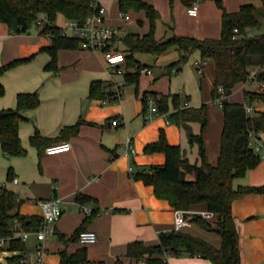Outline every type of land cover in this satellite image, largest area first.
I'll list each match as a JSON object with an SVG mask.
<instances>
[{"label": "crops", "instance_id": "crops-1", "mask_svg": "<svg viewBox=\"0 0 264 264\" xmlns=\"http://www.w3.org/2000/svg\"><path fill=\"white\" fill-rule=\"evenodd\" d=\"M95 1L107 9L108 22L122 25L126 34L142 36L149 31L145 13H130L131 21L123 24L119 0ZM144 1L153 4L161 14L156 28L159 40L174 33L198 39L221 37L223 11L216 0H192L189 5L183 0H174L173 8L170 0ZM249 2L255 4V0H223L230 12L238 11ZM195 3H199V10L192 14L189 10ZM249 34L259 33H253L251 29ZM48 46H51V40L37 26L18 34L0 22V66L36 55L31 61L0 75V83L6 89L0 98V111L15 108L19 93L38 91L42 100L37 108L25 112L28 120L20 123L19 134L27 155L8 156L0 144V183L7 182L8 170L13 168L18 183L12 182L9 187L22 201L19 211L24 216L42 218L41 201L61 200L63 213L55 224L56 234L45 242L47 264H60L62 251L73 254L83 247L87 248L90 264H140L128 257V245L135 241L158 244L161 233L174 230L175 208L169 201L157 198L153 186L135 180L130 168L165 164L164 153L145 152L148 144L159 140L161 130L165 131L170 144L180 146L183 158L201 164L199 143L192 138L200 134L201 123L173 121L172 99L169 100V112H159L149 118L151 110L145 108V96L149 94L157 100L162 95L181 94L183 98L190 97L189 106L199 108L208 104L205 141L210 162L216 165L221 151L224 113L213 98L215 62L202 59L196 51L186 65L167 76L166 67L180 59V52L172 48L163 55H152L155 65L136 57L138 65L152 72L141 73L138 84H126L125 74L136 72L137 67H128L126 62L121 66L125 73L118 74L100 51L60 50L59 70H47L51 56L40 50ZM139 54L142 53L136 55ZM200 66L202 72L196 71ZM97 80L111 83V89L120 91L121 98L117 101L90 100V85ZM261 84L257 79L252 85L240 84L228 100L247 104L245 92H261ZM254 104L256 110H264V103ZM81 117L85 121L77 135L46 147L69 142V151L47 154L45 149L40 154L31 144L36 128L44 137L54 139L60 137L63 128L74 125ZM114 120H119V124L114 125ZM258 138L264 141V132L259 133ZM129 143L135 149L132 155L126 153ZM260 156L261 163L245 177L237 179L236 188L264 186V151ZM186 177L195 180L196 174L189 172ZM79 194L87 195L93 201L82 205L77 201ZM84 207L99 210L85 226L98 234V242L92 245L69 241L88 217L83 212ZM232 210L240 233L241 264H264V195H245L233 202ZM197 226L193 223L186 230L193 234L202 231L203 238L209 241L217 233L202 228L195 230ZM31 236L34 252L38 240L34 234ZM29 261L34 262L31 258ZM168 264L213 263L184 253L180 257L169 255Z\"/></svg>", "mask_w": 264, "mask_h": 264}, {"label": "trees", "instance_id": "trees-1", "mask_svg": "<svg viewBox=\"0 0 264 264\" xmlns=\"http://www.w3.org/2000/svg\"><path fill=\"white\" fill-rule=\"evenodd\" d=\"M186 5L192 0H183ZM261 5L249 2L241 6L236 12L226 9L223 0H216L223 11L222 34L220 38L198 39L173 34L169 38L157 39V21L161 18L159 10L144 0H119L120 11L127 13H145L149 22V31L144 35L128 33L122 39V51L127 58L128 67H137L136 72L125 74L126 84H138L141 69L136 54L147 53L163 55L170 49L176 48L180 52L179 61L166 67V75L172 76L179 66L186 65L190 57L199 51L202 59H212L215 62V78L213 98L221 96L220 88L224 89L225 98L222 110L224 113V128L221 138V151L218 163L213 165L208 156L205 134L209 124V106L203 104L196 108L189 106V96L181 94L162 95L157 99L160 113L170 111L169 100L175 112L171 114L173 121H197L202 125L201 132L192 138L199 143L201 164H193L183 158L180 146L168 142L166 133L161 130L158 141L145 147L146 153L162 152L166 155L163 165L138 166L133 168L132 176L135 180L143 181L154 187L157 198L167 200L176 209H189L204 206L217 213L215 221L210 222L195 218L193 222L202 229L217 232L222 243L219 247L211 241L197 236L190 231H168L160 234L159 243L146 245L135 241L128 245V257L137 262L144 260L146 264H168L165 256L180 257L186 253L191 257L207 259L213 264H241L240 233L233 214V202L248 194H263L264 186H239L234 183L256 168L262 161L261 156L251 147V134L258 135L264 132V110H256L248 114L246 104L230 102L228 98L235 88L246 83L256 68L257 80L264 83V31L257 35H250L251 29L264 28V0ZM95 0H0V22L5 23L14 33H27L38 22L44 23L42 34L50 33L53 38L51 46L43 47L40 52H47L51 56L47 70L58 71V53L63 49L80 48V40L63 34L57 21L59 16L67 20L85 24L87 18L95 12ZM173 8L174 0H170ZM139 24H143L139 21ZM238 30L236 32L235 30ZM36 55L29 58L14 60L0 66V75L9 70L31 61ZM199 71V69H196ZM112 84L102 80L93 81L89 89L90 100L117 101L119 96L112 89ZM6 89L0 83V98ZM154 95V94H153ZM157 96V94H155ZM247 104L254 102L264 103V90L261 92L246 91ZM149 94L145 96V108L148 105ZM42 100L38 91L24 92L17 95L15 108L0 111V144L8 156L23 157L27 150L22 144L19 134L20 123L28 120L25 112L37 108ZM81 117L74 125L66 126L60 131V137H44L36 128L30 141L39 153L46 147L61 139H69L77 135L84 123ZM195 173V180H188L187 173ZM15 179L13 168L8 170L7 182L0 183V239L13 236L12 227L16 222L22 224L27 231L37 230L43 218L24 216L19 208L22 201L18 200L17 193L9 187ZM77 201L85 205L93 198L79 194ZM99 210H93L92 216L87 217L84 224L69 239L79 241L80 232L86 229L97 215ZM10 251L12 256L7 257L8 264H30L26 261L28 245L21 238H11L0 252ZM60 264H90L86 247L75 253L61 252Z\"/></svg>", "mask_w": 264, "mask_h": 264}, {"label": "built area", "instance_id": "built-area-1", "mask_svg": "<svg viewBox=\"0 0 264 264\" xmlns=\"http://www.w3.org/2000/svg\"><path fill=\"white\" fill-rule=\"evenodd\" d=\"M95 12L89 16L85 24L81 25L78 21L68 20L67 26H61L63 34L75 37L80 40V48L84 50L100 51L104 54L109 66L115 68L118 74H124L125 70L121 67L127 62L125 53L122 51V39L126 35L124 27L112 25L107 20V9L104 6L94 3ZM199 10V3H195L189 12L196 14ZM121 19L123 24L129 23L131 21L130 13L121 14ZM38 28L40 31L44 28L43 22H38ZM238 32V30H235ZM45 36L52 40L53 36L50 33L45 34ZM199 72H202L203 68L198 67ZM259 68L252 71L246 84L252 85L257 76ZM141 73H151L152 70L149 68H142ZM261 90H264V83L261 84ZM119 99L122 94L120 91L117 92ZM221 96L214 98L215 104L222 108L223 100L225 98L224 89L220 88ZM148 105L151 110V115L149 118H153L155 114L159 113L157 106V100L154 97L148 98ZM246 109L248 114H253L256 111L255 104H246ZM114 125L119 124V120L113 121ZM251 147L259 155L263 154L264 151V141L258 138V135L251 134ZM71 149V143L64 142L61 144H54L46 149L47 154H57ZM126 153L132 155L135 153L134 147L129 143ZM133 171V168H130ZM13 183H18V179L15 178ZM40 205L42 207V218L43 222L40 227L34 231H27L22 226L21 223L16 222L12 227L13 236L9 238H1L0 246H4L11 238H21L27 242L32 234L37 237L38 243L34 250L35 260L33 263L29 261L30 255L26 254V261L30 264H47L45 261L46 247L45 242L52 238L56 234L55 224L62 216V207L60 199H50L41 201ZM84 214L86 216H92L93 209L84 207ZM218 215L216 212L208 208L191 207L189 209H175V220H174V230L183 231L191 227L194 223L195 218H201L206 221L213 222L217 219ZM79 242L83 245H92L98 242V234L90 229H85L80 232ZM168 261V257L165 256ZM140 264H146L144 260L140 261Z\"/></svg>", "mask_w": 264, "mask_h": 264}, {"label": "rangeland", "instance_id": "rangeland-1", "mask_svg": "<svg viewBox=\"0 0 264 264\" xmlns=\"http://www.w3.org/2000/svg\"><path fill=\"white\" fill-rule=\"evenodd\" d=\"M255 4H256L257 6H260V5H261V1H260V0H255ZM57 23H58L59 26H67V24H68V20H67L64 16H59ZM135 31H137L136 28H135ZM263 31H264V28L261 29V30L253 29V33H260V32H263ZM167 38H168V37H167ZM136 57H137V59H141V61H146V62H148V63H150V64H152V65H155V61H154V59H153L152 54H145V53H142V54L136 55ZM193 64H194V62H193ZM193 64H192V65H193ZM196 71H197V70H196ZM173 75H174V74H173ZM167 76H169V75H167ZM249 89H250V88H249ZM220 110H221V109H220ZM196 229L202 230L200 226L195 227V230H196ZM193 232H194V231H193ZM194 233H195L196 235H199L200 237H204V236H202V235H204V233H202V231H200V232L195 231ZM210 237H211V236H210ZM211 238H212V240L216 243L215 245H216L217 247H219V246L221 245V243H222V238H221V236H220L219 234L216 233V234H215L213 237H211ZM211 238H210V239H211ZM32 239H33V236H30L29 240L27 241V245H28V249H29L28 253H29V255H30L31 260L33 261V260H35V255H34V253H33V249H34V247H33V240H32ZM217 239H218V241H217ZM212 240H211V241H212ZM12 255H13V253L10 252V251L0 252V264H8L7 257H10V256H12Z\"/></svg>", "mask_w": 264, "mask_h": 264}, {"label": "water", "instance_id": "water-1", "mask_svg": "<svg viewBox=\"0 0 264 264\" xmlns=\"http://www.w3.org/2000/svg\"><path fill=\"white\" fill-rule=\"evenodd\" d=\"M182 66H179V68L178 69H180Z\"/></svg>", "mask_w": 264, "mask_h": 264}]
</instances>
